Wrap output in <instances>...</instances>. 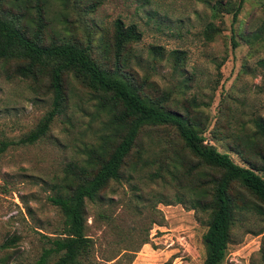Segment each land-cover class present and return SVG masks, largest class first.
<instances>
[{
	"label": "rangeland",
	"instance_id": "374dc122",
	"mask_svg": "<svg viewBox=\"0 0 264 264\" xmlns=\"http://www.w3.org/2000/svg\"><path fill=\"white\" fill-rule=\"evenodd\" d=\"M214 1L45 0L41 37L45 43L88 46L107 69H114L118 60L122 73L147 98L179 112L186 108L200 113L205 143L244 166L230 146L235 135L252 130L253 119L264 122V40L247 43L264 21V0H243L233 25L230 15L211 17L207 3ZM0 3L7 7L6 1ZM25 13L26 25L33 10ZM117 21L124 29L133 25L140 34L138 41L123 45L118 57L113 47ZM207 23L217 29L211 42L201 37ZM64 92L62 110L44 136L0 155V264H30L37 258L46 247L45 236L56 235L61 227L59 211L48 198L62 191L66 167H83L89 154H104L111 146L108 116L90 94L70 77ZM50 107L51 94L45 89L7 79L0 70V140H17ZM138 149L140 163L119 181H110L97 203L86 204L92 262L202 264L206 215L191 208L190 192L178 189L165 171L164 182L150 178L158 158L174 153L181 159H173L168 168L185 167L186 153L166 127L143 131ZM125 250L134 251L129 261L119 260ZM220 264H264L261 217L235 216Z\"/></svg>",
	"mask_w": 264,
	"mask_h": 264
},
{
	"label": "trees",
	"instance_id": "16d2710c",
	"mask_svg": "<svg viewBox=\"0 0 264 264\" xmlns=\"http://www.w3.org/2000/svg\"><path fill=\"white\" fill-rule=\"evenodd\" d=\"M3 1L7 7H0V70L7 79L29 81L31 88L45 89L51 94V107L17 140H0V155L10 146L31 145L45 135L52 119L62 110L67 77L96 101V106L108 116L112 130L111 146L106 153L92 152L83 167H66L62 191L48 198L62 218L59 233L45 236L46 247L30 264H94L91 260L93 241L85 234L86 204L97 203L110 181H119L128 168L134 169L140 163V134L161 127L172 129L188 163L185 167L179 164L169 169L173 159L181 158L174 153L164 155L156 160L150 178L164 182L165 176L161 173L165 171L178 189L190 192L191 208L206 215L201 237L202 264H220L235 216L250 214L264 220V122L253 119L249 133L233 137L230 148L244 164L238 166L227 154L205 143L200 113L186 108L179 112L166 107L160 100L147 98L129 76L122 73L118 60L114 69H107L95 61L88 46L72 41L45 43L41 37L45 0H33V4L30 0ZM13 2H18V6L14 7ZM242 3L243 0H215L207 5L213 19L221 14L230 15L233 25ZM25 9H32L34 17H29L26 25L22 22V19L26 22ZM32 26L35 29H31ZM231 33L234 34L233 29ZM215 34L217 29L212 23L205 24L201 31L205 42H211ZM139 37L133 25L124 29L115 22L113 47L116 57L125 43L138 41ZM249 38L247 43L264 40V21ZM231 43L235 47L232 38ZM150 51L159 53L156 47H151ZM98 217L107 220V216ZM133 252L125 250L119 260L128 258L129 261Z\"/></svg>",
	"mask_w": 264,
	"mask_h": 264
}]
</instances>
